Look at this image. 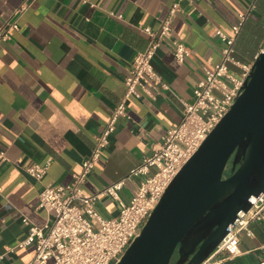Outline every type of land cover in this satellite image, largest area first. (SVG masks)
Listing matches in <instances>:
<instances>
[{
  "label": "crops",
  "instance_id": "0c3cea01",
  "mask_svg": "<svg viewBox=\"0 0 264 264\" xmlns=\"http://www.w3.org/2000/svg\"><path fill=\"white\" fill-rule=\"evenodd\" d=\"M176 2L181 10L172 16V29L192 56L177 63L168 40L157 50L153 66L170 91L154 86L153 96L141 92L139 100L128 101L127 115L118 119L109 145L82 185L86 194L126 178L159 150L167 131L180 124L184 102H194V90L204 79L203 66L221 61L224 43L214 30L232 36L240 15H248L233 57L243 65L254 63L264 49V0H0V27L8 22L19 26L0 47V150L6 153L0 164L3 264L34 259V245L16 248L28 236L23 218L38 227L51 223L52 214L38 207L41 191L69 184L81 171L124 98L133 58L149 46L150 36L141 28L156 32ZM228 70L233 76L242 73L231 63ZM47 162L51 165L41 181L23 170L26 164ZM142 179L125 182L123 202L131 201ZM96 211L114 218L119 206L102 198ZM249 228L251 236L239 235V257L219 254L215 260L264 263V220L251 221Z\"/></svg>",
  "mask_w": 264,
  "mask_h": 264
},
{
  "label": "built area",
  "instance_id": "2783aa9c",
  "mask_svg": "<svg viewBox=\"0 0 264 264\" xmlns=\"http://www.w3.org/2000/svg\"><path fill=\"white\" fill-rule=\"evenodd\" d=\"M30 4H24L18 13L22 14ZM180 10L179 3H174L156 32L151 27L141 28L150 36L149 46L133 58L129 75L124 80V98L113 109L105 130L96 138V146L83 161L81 171L69 184L48 185L41 191L38 207L52 214L51 223L38 227L29 218H23V224L28 227V236L16 248L35 246V257L28 264H117L174 178L230 111L252 68V65H243L233 57L236 38L248 15H240V22L232 28V36L214 30V34L224 43L221 61L216 65L203 66L204 79L194 90V102H184V115L180 124L167 131L159 150L133 169L126 178L94 194H86L82 190V185L109 145L118 119L127 115L128 101L139 100L141 92L153 96L150 88L154 86H162L170 91L169 85L164 83L153 66V59L161 45L167 40L172 43L174 59L179 64L191 58V50L175 37L172 29V16ZM18 28L17 22H8L0 27V47L10 39V32ZM229 63L242 70L240 77L229 73ZM5 160L6 153L0 150V164ZM50 165L51 162L45 165L26 164L23 170L38 182L43 179ZM151 169L155 171L151 173ZM132 177L143 179L131 201L125 203L120 198V191ZM102 198H110L118 203L117 217L103 218L96 211V205ZM249 202L251 209L239 214L237 223L202 264H222V261L215 260L219 254H226L231 260L241 255L240 233L251 236L250 222L264 220V194L251 197ZM4 260L5 255H0V264Z\"/></svg>",
  "mask_w": 264,
  "mask_h": 264
},
{
  "label": "water",
  "instance_id": "95a60500",
  "mask_svg": "<svg viewBox=\"0 0 264 264\" xmlns=\"http://www.w3.org/2000/svg\"><path fill=\"white\" fill-rule=\"evenodd\" d=\"M262 194L264 49L230 111L174 178L117 264H202L239 214L251 209L250 198Z\"/></svg>",
  "mask_w": 264,
  "mask_h": 264
},
{
  "label": "rangeland",
  "instance_id": "374dc122",
  "mask_svg": "<svg viewBox=\"0 0 264 264\" xmlns=\"http://www.w3.org/2000/svg\"><path fill=\"white\" fill-rule=\"evenodd\" d=\"M235 76L236 77H240L241 76V74L240 73H235ZM231 164H232V161L229 163V165H228V167H227V170L225 171V175H227V174H229V172H230V170H231ZM177 255H175V257H174V260L173 261H175L176 259H177V257H176Z\"/></svg>",
  "mask_w": 264,
  "mask_h": 264
},
{
  "label": "trees",
  "instance_id": "16d2710c",
  "mask_svg": "<svg viewBox=\"0 0 264 264\" xmlns=\"http://www.w3.org/2000/svg\"><path fill=\"white\" fill-rule=\"evenodd\" d=\"M177 257V256H176Z\"/></svg>",
  "mask_w": 264,
  "mask_h": 264
}]
</instances>
